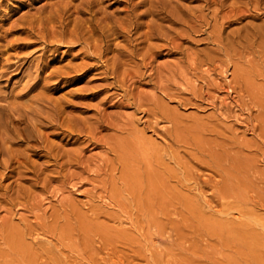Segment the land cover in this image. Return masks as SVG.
Instances as JSON below:
<instances>
[{
    "label": "rangeland",
    "instance_id": "1",
    "mask_svg": "<svg viewBox=\"0 0 264 264\" xmlns=\"http://www.w3.org/2000/svg\"><path fill=\"white\" fill-rule=\"evenodd\" d=\"M82 1L0 0V264H264V0Z\"/></svg>",
    "mask_w": 264,
    "mask_h": 264
},
{
    "label": "bare ground",
    "instance_id": "2",
    "mask_svg": "<svg viewBox=\"0 0 264 264\" xmlns=\"http://www.w3.org/2000/svg\"><path fill=\"white\" fill-rule=\"evenodd\" d=\"M133 1L134 0H125V5H126V7H125V9L126 8H129V9H131V11H129V13L127 14L128 16H127V18L126 19H124L123 18V20L121 19V21H119V20H117V21H119V22H116L115 20L113 21V25H111V26H109L110 24L108 23L106 26H102V21H107V20H109V17H107V16H105L104 17V19L103 20H98L96 17H97V15H98V13L100 12V9L98 10V11H96L95 9L97 8V7H99V5L101 4V2H102V0H84V1H82L81 2V4L79 5V6H74L73 4H72V2H70V4H66L65 6H64V8L63 9H61V8H59V9H57L58 11H55V12H57V15H52L51 16V14H50V18H47V19H49V23H53L54 25H53V27L50 29V32H49V35L51 36V38H53V40L55 41V39L57 40V42L59 41L60 43H62L63 41H66V44L67 43H69V44H71V43H84L87 47H90V48H88L89 50L90 49H92L93 51H94V53H96L99 57H102L103 55H104V53L106 52V51H108V49L106 50V47H105V44H106V39L108 38V36L110 35V33L111 34H118V35H121L122 37H124V38H131V34H132V32L133 31H135V34L137 33V30H139V29H137L136 27H133V23L132 22H134V21H136L139 17H137V16H134L133 15V13H134V10L136 9V5H138V4H133ZM241 1H243V0H240V3H241ZM251 1V0H250ZM258 1V0H257ZM256 1V2H257ZM66 2V1H65ZM147 2H153V0L151 1V0H143L142 2L141 1H139V3H141V6H143V5H146V3ZM157 2V1H156ZM236 2V1H235ZM116 3H119V4H124V2L123 1H121V0H116ZM237 3V2H236ZM246 3V2H245ZM252 3V2H251ZM160 4V3H159ZM78 5V4H77ZM124 5V6H125ZM154 5V4H153ZM242 5V4H241ZM248 5V4H247ZM140 6V7H141ZM250 6V5H249ZM252 6V5H251ZM260 6V5H259ZM178 7V6H177ZM176 7V8H177ZM243 7V6H242ZM71 8H74V13H76V14H72V12H70V10H71ZM80 8H82V9H80ZM83 8H86L85 10H87L86 12L87 13H89V14H91L92 15V17H90L91 19H89L86 23H84L85 21L83 20V23H80V22H82L81 21V19L80 20H78V21H80L79 23L81 24H79V23H75V22H78V21H75L74 23H75V25H74V27H75V30H71L69 33H68V31H69V26H70V21L69 22H66V21H68L67 19H69L70 17H72V16H76L77 14H79V17H81L82 15H86V13H85V10H83ZM149 9L151 8L150 7V4H149V7H148ZM148 8H146V9H148ZM163 8V7H162ZM250 8V7H249ZM258 8V7H257ZM98 9V8H97ZM154 9V8H153ZM152 9V10H153ZM179 9V8H178ZM219 9V8H218ZM244 9V8H243ZM247 9H248V7H247ZM255 9H256V7H255ZM102 10V9H101ZM159 10H160V8H159ZM162 10V9H161ZM180 10V9H179ZM178 10V11H179ZM240 10V9H239ZM254 10V9H253ZM257 10V9H256ZM105 11V10H104ZM121 11V10H120ZM127 12H128V10H126ZM136 11H137V9H136ZM154 11H155V9H154ZM247 11V10H246ZM42 12V11H41ZM69 12H70V14L71 15H69L68 16V14H69ZM125 12V11H124ZM170 12V11H169ZM174 12V11H173ZM221 12V11H220ZM240 12V11H239ZM248 12V11H247ZM254 12H255V10H254ZM145 13V12H144ZM172 13V12H171ZM170 13V14H171ZM177 13V12H176ZM210 13V12H209ZM208 13V14H209ZM236 13V12H235ZM244 13V12H243ZM107 14V13H106ZM141 13H139V15H140ZM216 14V13H215ZM238 14V13H237ZM250 14V13H249ZM143 15V13L141 14V16ZM162 15V14H161ZM214 15V14H213ZM248 15V14H247ZM252 15V14H251ZM251 15H249V16H251ZM78 16V15H77ZM145 16V15H144ZM156 16V15H155ZM181 16H182V14H181ZM260 16H262V15H260ZM39 17H41V16H39ZM56 17H58L59 18V20H60V23L59 22H57L56 20H55V18ZM103 17V16H102ZM125 17V16H124ZM177 17V16H176ZM193 17V16H192ZM256 17V16H255ZM259 17V16H258ZM35 18V17H34ZM88 18V17H87ZM160 18V17H159ZM163 18V17H162ZM173 18V17H172ZM253 18V17H252ZM37 19V18H36ZM71 19V18H70ZM75 20H76V18H74ZM74 19H72V21L74 20ZM78 19V18H77ZM128 19H130V21H128ZM169 19V18H168ZM244 19V18H243ZM178 20V19H177ZM205 20V19H204ZM37 21H39V20H37ZM41 21V20H40ZM93 21H96V23H94ZM140 21V20H139ZM231 21H232V19H231ZM42 22V21H41ZM145 22V21H144ZM175 22V21H174ZM179 22V21H178ZM39 23V22H38ZM37 23V24H38ZM140 23H143V22H140ZM139 23V24H140ZM149 23L150 22H147V24H146V26L148 25L149 27H151L150 25H149ZM57 24H59L60 25V27L59 28H62V30L60 29L59 31H62L61 33H57L56 31H55V29H56V26L55 25H57ZM144 24V23H143ZM43 25V24H42ZM145 25V24H144ZM248 25V24H247ZM40 26H41V24H40ZM99 26H100V28H101V30H100V28H99ZM159 26H160V23H159ZM57 27H58V25H57ZM128 27V28H127ZM102 28H104V29H102ZM33 29V28H32ZM105 29H108V33H109V35H107V36H105L107 33H105L104 31H105ZM126 29V30H125ZM161 30V29H160ZM43 31H44V29H43ZM151 31V30H150ZM44 33L45 34H47V30H45L44 31ZM139 33H141V32H139ZM147 32H145L144 34H146ZM149 33V32H148ZM142 34V33H141ZM150 34V33H149ZM149 34H146V35H149ZM152 35H153V33H151ZM98 35V36H97ZM112 36V35H111ZM97 37H98V39H97ZM110 37V36H109ZM133 37V36H132ZM141 37V36H140ZM149 38H150V35H149ZM134 40H136L135 38H134ZM133 40V41H134ZM62 41V42H61ZM104 42L105 44H102V42ZM144 41H145V39H144ZM110 42H111V40H110ZM143 42V41H142ZM102 45H101V44ZM132 43V42H131ZM120 44V43H119ZM140 44H142V43H140ZM150 44V43H149ZM152 44V43H151ZM76 45V44H75ZM112 45V44H111ZM133 46H135V45H133ZM84 47V46H83ZM139 47V46H138ZM135 48V47H134ZM151 48H153V47H151ZM86 49V48H85ZM158 49V48H157ZM168 49V48H167ZM136 50H138V49H136ZM152 50V49H151ZM150 49H149V51H151ZM149 51H148V53L146 54L145 53V55H148L149 54ZM153 51V50H152ZM155 51H153V54H155L154 53ZM151 53V52H150ZM93 54V53H92ZM107 54V53H106ZM116 55V54H115ZM121 55H122V53H121ZM148 56H152V55H148ZM128 57V56H127ZM94 58V57H93ZM146 58V57H145ZM7 59V58H6ZM110 59V58H109ZM114 59H115V57H114ZM156 59V58H155ZM115 61V60H114ZM143 61V60H142ZM21 61H18V62H16L17 63V67H16V70H21L22 68H23V66H24V63H22V64H20L19 65V63H20ZM26 62V61H25ZM9 64H11V63H9ZM15 64V63H14ZM104 64V63H103ZM5 65L3 64V67H4ZM7 66H9V65H7ZM2 67V68H3ZM11 67H13L12 65H10L8 68H11ZM1 68V69H2ZM113 68V67H112ZM115 69V68H114ZM6 71V70H5ZM9 73V72H8ZM8 73H6V72H3V71H1L0 72V76L3 78V77H6V76H8ZM235 73V72H234ZM16 75V74H15ZM53 75V74H52ZM137 76V75H136ZM38 77V76H37ZM49 78L50 77H52V76H48ZM36 78V77H35ZM46 79V78H45ZM0 80H2V79H0ZM30 82V81H29ZM37 82V81H36ZM27 84V83H26ZM31 86V85H30ZM37 86V85H36ZM34 87H35V84L31 87V88H33L34 89ZM1 90V89H0ZM23 93V92H22ZM24 94V93H23ZM5 98H6V96H4ZM3 96H2V93L0 92V129L3 127V120H5L7 123H9V124H14L15 122H17L16 121V119L15 118H13L14 117V114H12L11 115V113L13 112V113H18V115H19V119H22L21 121H23L24 120V117L27 115V113H23L22 111L23 110H21V111H19L18 109H20V108H16L15 110H13V108L12 107H10V106H14L13 105V103H12V105H10L8 102H7V100L4 98ZM43 98V97H42ZM44 100V99H43ZM47 100V99H46ZM48 101V100H47ZM14 102V101H13ZM33 102H35V101H33ZM43 104H44V101H43ZM10 105V106H9ZM35 105H36V103H35ZM34 105L32 104L31 105V107H33ZM40 106V105H39ZM16 107V106H15ZM14 107V108H15ZM19 107H21L20 105H19ZM27 107V106H26ZM38 107V106H37ZM36 107V108H37ZM31 109V108H30ZM29 109V110H30ZM39 109V108H38ZM37 110V109H36ZM36 110H35V113H36ZM31 111H32V109H31ZM30 111V112H31ZM38 111V115L41 113L40 112V110H37ZM43 111V110H42ZM45 111V110H44ZM6 112H9V114L8 113H6ZM22 112V113H21ZM24 112H26V111H24ZM40 112V113H39ZM47 112V111H46ZM45 112V113H46ZM44 113V112H43ZM43 113H41V114H43ZM33 114H34V112H33ZM40 114V115H41ZM44 115V114H43ZM42 115V116H43ZM13 116V117H12ZM44 116H46L47 117V115H44ZM38 117V116H37ZM18 118V117H17ZM40 118V117H39ZM39 118H36L37 119V121L39 120ZM28 119V118H27ZM49 119V118H48ZM35 121V120H34ZM19 123H20V121H19ZM53 123V122H52ZM19 137V136H18ZM4 140V139H3ZM4 142V141H3ZM2 143V142H1ZM2 145V144H1ZM4 145V144H3ZM1 149H3L2 147H1ZM29 149V148H28ZM2 151V150H1ZM11 152V151H10ZM8 153V152H7ZM51 153V152H50ZM9 155V154H8ZM13 158V157H12ZM16 158V157H15ZM15 158H14V160H15ZM9 160V159H8ZM7 160V161H8ZM11 161V160H10ZM2 162H4V161H2ZM1 162V160H0V164L2 163ZM12 162V161H11ZM11 162H9L8 163V166L10 165V163ZM18 162V161H17ZM7 163V162H6ZM13 163H14V161H13ZM2 165V164H1ZM5 165V164H4ZM8 166H5V169H6V167L8 168ZM11 166H12V164H11Z\"/></svg>",
    "mask_w": 264,
    "mask_h": 264
}]
</instances>
